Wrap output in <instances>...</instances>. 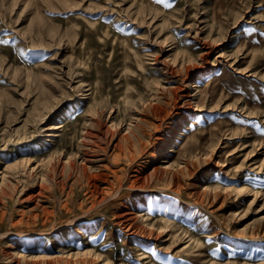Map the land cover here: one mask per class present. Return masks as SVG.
<instances>
[{"label": "rangeland", "instance_id": "rangeland-1", "mask_svg": "<svg viewBox=\"0 0 264 264\" xmlns=\"http://www.w3.org/2000/svg\"><path fill=\"white\" fill-rule=\"evenodd\" d=\"M42 263L264 264V0H0V264Z\"/></svg>", "mask_w": 264, "mask_h": 264}, {"label": "bare ground", "instance_id": "bare-ground-1", "mask_svg": "<svg viewBox=\"0 0 264 264\" xmlns=\"http://www.w3.org/2000/svg\"><path fill=\"white\" fill-rule=\"evenodd\" d=\"M220 81H221V80H220ZM222 84H223V83H222ZM153 112H154V111H153ZM96 123H97V122H96ZM127 135H128V133H127ZM133 135H134V134H133ZM127 139H128V137H127ZM116 195H117V194H116ZM201 196H202V195H201ZM216 198H217V197H216ZM201 199H202V198H201ZM122 214H123V213H122ZM122 214H121V215H122ZM131 215H132V214H131ZM123 217H124V216H123ZM127 218H128V217H127ZM130 218H131V217H130ZM122 220H123V219H122ZM122 224H123V223H122ZM142 226H143V225H142ZM146 230H147V229H146ZM153 232H154V230H153ZM153 232H152V233H153ZM147 233H148V231H147ZM149 233H150V231H149ZM153 234H154V233H153ZM153 234H152V235H153ZM129 236H130V235H129ZM151 237H152V236H151ZM79 255H80V254H79ZM68 257H69V256H68ZM70 258H71V257H70ZM93 258H94V257H93ZM37 260H38V259H37ZM47 260H48V259H47ZM97 260H98V259H97ZM48 261H49V260H48ZM48 261H47V262H48ZM32 262H33V261H32ZM49 263H50V262H49ZM42 264H43V263H42ZM46 264H47V263H46Z\"/></svg>", "mask_w": 264, "mask_h": 264}]
</instances>
